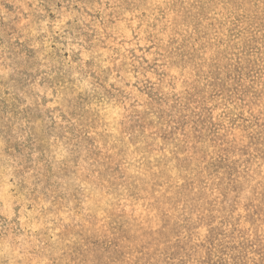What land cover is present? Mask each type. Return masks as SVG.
<instances>
[{
	"label": "rangeland",
	"instance_id": "1",
	"mask_svg": "<svg viewBox=\"0 0 264 264\" xmlns=\"http://www.w3.org/2000/svg\"><path fill=\"white\" fill-rule=\"evenodd\" d=\"M0 264H264V0H0Z\"/></svg>",
	"mask_w": 264,
	"mask_h": 264
}]
</instances>
